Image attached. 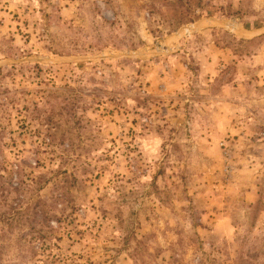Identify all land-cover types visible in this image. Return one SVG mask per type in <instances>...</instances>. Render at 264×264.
<instances>
[{
  "label": "rangeland",
  "instance_id": "374dc122",
  "mask_svg": "<svg viewBox=\"0 0 264 264\" xmlns=\"http://www.w3.org/2000/svg\"><path fill=\"white\" fill-rule=\"evenodd\" d=\"M235 28L264 0H0V62L147 53L0 65L2 174L26 198L77 180L60 264H262L264 34Z\"/></svg>",
  "mask_w": 264,
  "mask_h": 264
},
{
  "label": "trees",
  "instance_id": "16d2710c",
  "mask_svg": "<svg viewBox=\"0 0 264 264\" xmlns=\"http://www.w3.org/2000/svg\"><path fill=\"white\" fill-rule=\"evenodd\" d=\"M257 39H239L237 43L250 45ZM229 69L232 67L227 66L222 70L214 82L219 86L229 83L230 80L228 79L223 81L225 71ZM1 101L0 98V104ZM20 163L14 165L16 177L12 178L9 174L5 177L2 172L6 171L7 163L3 159L0 160V264H25L28 261L32 264H51L54 262L60 264L62 260L59 258V254L54 253V249L58 248L56 243L62 237L60 234L61 227L59 224L54 227L53 221L59 222L56 210L64 203V197L70 187L69 180L73 182V187L77 180L73 175L69 179L70 176L64 170L62 171L63 180L54 184L49 197L42 198L35 195L32 198H26L23 196L22 189H27V186L20 178L17 180L21 171ZM36 165H38L37 161ZM41 188L40 185L38 189ZM27 191L29 190L27 189ZM11 193H14L15 197H12ZM260 204L258 201L253 206L255 214L261 211ZM13 245L16 246L19 261H5L4 258ZM262 264H264V260Z\"/></svg>",
  "mask_w": 264,
  "mask_h": 264
},
{
  "label": "water",
  "instance_id": "95a60500",
  "mask_svg": "<svg viewBox=\"0 0 264 264\" xmlns=\"http://www.w3.org/2000/svg\"><path fill=\"white\" fill-rule=\"evenodd\" d=\"M208 20L210 21H214L213 19L209 18ZM201 21H199L198 23L192 25V26H186L181 28L177 34H175L176 36L180 35L182 32L186 31V32H192L195 31ZM235 31L239 34V35H254V36H260L262 34H264V29H260V30H256L254 32H250L248 30H243V29H237L235 28ZM147 53L139 51L136 53H118L115 55H102V56H98V57H76V58H71V59H62L60 61H56L53 59H46V58H41V57H30V58H25V59H21V60H8V61H3L0 62V65L2 64H7V63H13V64H17V63H22V62H27V61H38V62H78V61H82V62H87L90 60H101L104 58H119V57H126V58H142L144 55H146Z\"/></svg>",
  "mask_w": 264,
  "mask_h": 264
}]
</instances>
